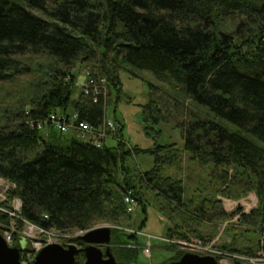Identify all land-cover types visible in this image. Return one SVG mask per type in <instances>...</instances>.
<instances>
[{
    "label": "trees",
    "instance_id": "1",
    "mask_svg": "<svg viewBox=\"0 0 264 264\" xmlns=\"http://www.w3.org/2000/svg\"><path fill=\"white\" fill-rule=\"evenodd\" d=\"M26 56L46 58L52 68L41 73L47 82L30 89L27 107L0 124V177L11 185L6 201L0 199L6 210L1 225L30 223L60 235L118 226L131 221L124 195L132 192L144 204L145 189L164 204L159 213L170 222V241L211 243L200 225H212L214 237L219 225L240 216L234 221L240 228H232L253 235L255 247L245 238L240 247L233 240L221 249L256 254L264 234V0H0V83L31 73L20 61ZM78 64L109 88L121 86L123 72L153 75L161 86L151 84L144 109L148 135L161 136V123L179 129L183 152L212 169L219 194L240 200L254 193L257 208L230 214L221 200H186L182 181L164 176L179 160L176 144L149 151L98 148L58 130L51 122L55 114L78 115L93 129L106 118L103 96L98 104L84 93L73 100ZM186 102L206 118L188 111ZM140 154L154 158L153 169L132 171L128 161ZM129 237L139 244L140 236ZM124 242H130L128 234L115 230L117 260L138 264L140 250H127ZM183 255L177 251L164 264ZM85 260L81 253L76 264Z\"/></svg>",
    "mask_w": 264,
    "mask_h": 264
},
{
    "label": "rangeland",
    "instance_id": "2",
    "mask_svg": "<svg viewBox=\"0 0 264 264\" xmlns=\"http://www.w3.org/2000/svg\"><path fill=\"white\" fill-rule=\"evenodd\" d=\"M235 21L231 22V25L229 24L230 27L235 26L239 22V19L236 22ZM20 61L29 66L31 73L15 77L9 82L0 83V124L10 122L12 117L11 114L8 115L9 113L12 112V114H15L13 113L14 111H18L17 113H19L23 111V107H27L25 106V103H28L30 89L32 87H38V83L40 82H47L41 73L48 71L50 67L52 68V66H50L52 62L42 57L26 56L20 59ZM79 64L73 70L76 78L73 100L79 99L81 94H83V86H85L84 83L86 82L84 81L85 78L83 75L86 66L81 67ZM128 71L132 73V70L128 69ZM135 72L137 73V76H133L127 72L121 73L120 87L109 88L105 86V89L107 87V102L105 106L106 119L112 121L116 126L120 125L122 128L117 131L114 137L106 141V146L109 148H115L117 144H119L123 145L125 150L131 149L132 147V149L138 148L141 151H149L153 150L158 145L165 146L176 144V147L180 149L179 160L174 165H171V167L164 170V176L167 178L173 177V179L182 181L186 190V200H195L196 202H200L203 199L221 200L223 207L226 209L227 213L230 214L235 213L238 207H244L247 212L254 209L257 206V197L254 193H251L240 200L227 198L219 194V186H217L216 180L211 177L212 169L210 167H202L197 162L191 161L190 155L183 152L184 141L179 129H176L171 124L161 123L159 127L156 128L157 131L161 132V136L155 138L148 135V133H150L148 130L150 126L145 123L144 109L151 101V84L159 87L161 84L153 75L147 72ZM185 106L188 111L195 112L202 118H206V112L192 104V102H186ZM176 114L179 115V113ZM113 139L115 141L119 140V143H116ZM133 157H131V161H128L131 169L133 167L134 169L145 173L154 168L155 161L150 154L133 155ZM132 171L135 172L133 169ZM138 186L140 187V191L143 190L142 183L138 184ZM10 187V183L4 181L0 177V199H2L3 202L6 201V193ZM141 194L144 196V204L138 205V202L136 203L135 210L129 215L131 216V218L129 217L131 220L130 223L124 222L118 226L112 224H99L95 226V228L111 227L128 234L130 242H124L122 246L123 248H127V250H140L138 264H164L173 259L177 251L183 252V250L188 249L185 246L183 247L181 244L183 243L182 241L178 243L175 242V240H172V243H177V247H174L173 249L167 248L166 244L170 241L167 238L170 222L167 217H162L163 215L161 216L159 213V208L164 206V204L155 199L153 193L145 189L141 191ZM146 205L148 206L145 209L144 207ZM5 211L6 210L0 209L1 214H5ZM234 221L235 220H227L219 225L217 228L218 232L214 237L211 232L214 230L212 225L211 227L200 225V228H202L204 234L208 236L207 240H210L209 242H215V245H219V248H221L220 245H228L233 240V244L236 247H240L246 242L245 238L248 240V243L253 246L254 243H256V238L253 235L243 234L240 231L233 229L232 227L237 225ZM171 227L174 228L175 226L172 225ZM229 228L231 229V232L236 231L237 234L234 235L235 233H233L227 235L226 230ZM241 228L246 231L244 227ZM13 232L18 233L16 237H19V240H27L23 244L25 247L28 243L29 247H33L36 244L45 247L51 243H58L67 247L71 244L72 239L82 235V232L65 235H60L56 231L44 233L42 230L35 226H31L30 224H26L22 228L18 225ZM134 233H139L140 235ZM130 235L140 236L138 242L139 244L141 242L142 246L136 243L137 240L135 241L134 238H130ZM149 246H151L152 250L150 258L144 255L142 251ZM81 247L84 246L79 243V248ZM81 264H85V262L83 261Z\"/></svg>",
    "mask_w": 264,
    "mask_h": 264
},
{
    "label": "built area",
    "instance_id": "3",
    "mask_svg": "<svg viewBox=\"0 0 264 264\" xmlns=\"http://www.w3.org/2000/svg\"><path fill=\"white\" fill-rule=\"evenodd\" d=\"M86 84H85V94L89 96L95 104L99 103L100 97L106 95L105 89V81H98L94 78L90 71L85 72ZM104 90V91H103ZM52 124L57 127L62 133L69 132L71 130H76L82 134H91L94 135L96 139V145L100 147V141L107 138L109 133L115 132V127L113 123L107 122L102 128L95 130L88 123L81 122L78 123V117L67 118L65 115L55 114L51 117ZM42 125H39V129ZM136 199L132 192H129L125 196V204L127 206L128 213H132L136 207ZM15 212H19L22 203L20 201H15L13 204ZM247 213V211H245ZM12 216L18 217L16 214H12ZM30 224V223H25ZM31 226H35L30 224ZM36 227V226H35ZM15 226L6 227V231L4 232V237L9 244L12 243L13 240V231ZM38 228V227H37ZM40 229V228H38ZM32 230V228H31ZM42 230V229H40ZM44 233L46 231L42 230ZM183 247L185 246L188 250H184L187 252H191L194 254H198L201 256H212L215 257L220 264H264V234L262 236L260 247L258 253L254 256H248L244 254L230 253L219 249L216 247L215 242L205 244L203 241H194L192 243H181ZM38 248V247H37ZM40 248V247H39ZM144 253L146 256H150L151 248L150 246L144 249ZM33 258L32 254H28L27 259L23 261L24 264H29V261Z\"/></svg>",
    "mask_w": 264,
    "mask_h": 264
},
{
    "label": "water",
    "instance_id": "4",
    "mask_svg": "<svg viewBox=\"0 0 264 264\" xmlns=\"http://www.w3.org/2000/svg\"><path fill=\"white\" fill-rule=\"evenodd\" d=\"M114 234V228H96L72 239V244L67 249L58 244H51L41 249L31 264H76L77 256L81 253L85 255V264H125L118 261L114 254ZM77 243H82L85 247L79 248ZM23 248H10L0 235V264H22ZM169 264L219 263L214 257L185 253L179 260Z\"/></svg>",
    "mask_w": 264,
    "mask_h": 264
},
{
    "label": "bare ground",
    "instance_id": "5",
    "mask_svg": "<svg viewBox=\"0 0 264 264\" xmlns=\"http://www.w3.org/2000/svg\"><path fill=\"white\" fill-rule=\"evenodd\" d=\"M98 104V103H97ZM46 125V124H45ZM48 125H50V124H48ZM239 213H240V211H238ZM260 234V233H259ZM39 247H41V246H39Z\"/></svg>",
    "mask_w": 264,
    "mask_h": 264
},
{
    "label": "flooded vegetation",
    "instance_id": "6",
    "mask_svg": "<svg viewBox=\"0 0 264 264\" xmlns=\"http://www.w3.org/2000/svg\"><path fill=\"white\" fill-rule=\"evenodd\" d=\"M103 250H104V248H103Z\"/></svg>",
    "mask_w": 264,
    "mask_h": 264
}]
</instances>
